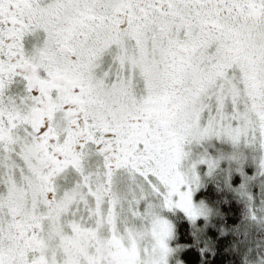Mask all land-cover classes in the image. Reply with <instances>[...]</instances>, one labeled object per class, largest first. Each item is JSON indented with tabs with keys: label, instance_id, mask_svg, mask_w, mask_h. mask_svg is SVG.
I'll use <instances>...</instances> for the list:
<instances>
[{
	"label": "snow or ice",
	"instance_id": "6c2138e0",
	"mask_svg": "<svg viewBox=\"0 0 264 264\" xmlns=\"http://www.w3.org/2000/svg\"><path fill=\"white\" fill-rule=\"evenodd\" d=\"M0 264H264V0H0Z\"/></svg>",
	"mask_w": 264,
	"mask_h": 264
}]
</instances>
